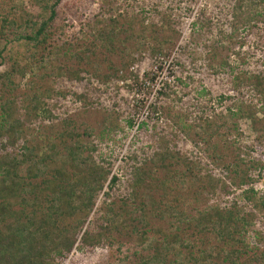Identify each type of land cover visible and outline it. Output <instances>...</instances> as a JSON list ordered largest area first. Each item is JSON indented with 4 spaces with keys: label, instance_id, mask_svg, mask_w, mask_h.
Here are the masks:
<instances>
[{
    "label": "trees",
    "instance_id": "obj_1",
    "mask_svg": "<svg viewBox=\"0 0 264 264\" xmlns=\"http://www.w3.org/2000/svg\"><path fill=\"white\" fill-rule=\"evenodd\" d=\"M80 2L0 0V58L9 68L0 71V138L3 130L9 135L15 131L16 100L5 97L6 90L19 86L15 74H28L33 100L42 101L36 85L43 77L65 74L64 64L58 61L68 53L65 45L70 44L69 33H77L72 39L92 35L111 44L120 40L121 34L125 41L153 37L146 35L151 25L147 17L133 9L130 14L123 13L125 5H130L127 1L101 0L100 12L95 16L112 14L105 33L97 27L101 20L83 22L79 18ZM225 11L226 28L220 31L213 47L231 49L235 58H225L212 68L227 77L232 95L226 99L233 100L236 110L210 113L202 106V113L190 123L178 124L193 145L187 156L161 145L151 153L132 150L122 155L120 174L112 173L111 167L94 165L90 155H83L85 148H90L80 141L64 148L67 160L78 169L70 177L59 168L48 172V162L56 154L54 143L37 153L35 146L24 144L20 154L1 156L0 264H63L74 249L112 246L113 232L123 237L139 236L150 251L129 264H264V248L253 249L247 241L254 220L264 218V190L257 189L264 179V0H227ZM117 16L124 21L120 23ZM202 20L208 25L211 16L203 14ZM154 38L157 46L151 49L152 56H167L165 45L169 41ZM90 51L73 52L69 59L86 58ZM121 70L113 68L106 75L108 80L119 78ZM100 74L99 67L94 66L92 75ZM175 81L174 87L188 85L181 78ZM174 87L163 83L157 101L174 93ZM157 101L151 104L150 118H158ZM242 119L249 122L244 128L239 122ZM245 132L248 140L243 139ZM38 177H42L39 182L27 181ZM124 183L129 193L116 208L117 201L112 198L118 196L117 190ZM28 192L33 195L32 202L22 195ZM42 192L46 193V205L37 203ZM100 194L103 201L96 209L99 215L93 221L94 231L85 227L86 219L64 223L66 217L78 212L88 215ZM216 198L221 201H209ZM18 201L20 208L15 209ZM192 203L196 212L189 215L186 208ZM26 206L31 210L27 211ZM149 216L166 220L172 232L149 237ZM185 230L198 234L201 243L203 237L210 236L217 243L202 249L200 255L190 251L184 256L182 248L191 245L173 232Z\"/></svg>",
    "mask_w": 264,
    "mask_h": 264
},
{
    "label": "rangeland",
    "instance_id": "obj_2",
    "mask_svg": "<svg viewBox=\"0 0 264 264\" xmlns=\"http://www.w3.org/2000/svg\"><path fill=\"white\" fill-rule=\"evenodd\" d=\"M121 1L130 3L125 5L123 13L130 14L133 9L147 17L151 25L146 35L151 34L153 37L125 41V35L121 34V39H115L111 44L99 37L94 39L92 35L86 39H72L77 33H69L67 38L70 44L65 45L68 53L58 61L59 64H64L65 74L54 78L43 77L38 82L35 89L42 97L40 102L33 100V94L28 88L30 76L16 73L14 81L19 84L18 88L5 92V97L16 100L15 133L11 132L9 135L3 130L0 157L20 154L24 144L35 146L37 153L54 143L56 154L54 160L48 162V172L59 168L70 177L78 169L67 160L64 148L80 141L90 148V151L85 148L83 155H90L94 165L111 167L112 173L120 174L122 155L132 150L151 153L158 147L169 146L187 156L193 145L190 138L178 128V124L190 123L197 113H202V106H206L210 113H230V109L236 110L233 100L226 99L232 95L227 77L214 72L212 68L219 66L225 58L229 61L235 58L231 49L217 45L216 48L213 47L220 31L226 28L224 12L227 0ZM100 2L101 0H81L78 15L83 22L101 20L97 27L105 33L110 28L109 17L112 14L105 13L104 16L96 17L100 12ZM189 7L192 10L187 11ZM203 14L211 16L210 24L202 23ZM117 17L120 23L124 21ZM154 35L158 40L169 41L165 45L167 56H152L151 49L154 45L157 46ZM62 39L65 40L64 37ZM87 48L93 51L86 54V58L69 59L71 53H86ZM2 63L0 58V71L4 72L9 68ZM111 65L122 70L119 78L108 80L106 75L113 71ZM94 66L99 67V76L92 75ZM176 78H181L188 85L174 87ZM163 83L173 86L175 92L167 97L161 96L157 101ZM156 101L158 118H150L151 104ZM130 121L132 125L129 124ZM142 122L145 124L138 127ZM239 122L243 128L247 126L245 123H249L245 119ZM245 133L243 139L248 140V132ZM93 147L95 150L91 151ZM41 180L42 177L27 178V181L32 182ZM125 183L117 190L118 196L112 198L117 201L116 208L120 205V199H125L129 193V187ZM257 189L259 192L264 190V179L257 185ZM22 195L30 202L33 201L31 193ZM39 195L37 203L45 204L46 193ZM215 200L220 202L221 198L209 201L213 203ZM102 201L100 194L96 206L88 215L85 211L78 212L66 217L64 223L75 224L79 219H86L85 227L94 231L96 224L93 221L99 215L96 209ZM195 207L192 203L190 208H186L189 215L195 214ZM19 208L18 201L15 209ZM26 210L30 211L31 207L26 206ZM148 221L149 237L172 232L166 220L149 216ZM175 233L191 245L189 248H182L184 256L190 251L200 255L202 249L217 243L212 236L203 237L204 241L201 243L199 235L191 234V230L173 232ZM112 235L115 241L112 246L105 244L94 249H74L63 264H129L140 254L150 252L144 248L145 244L140 242L139 236L123 237L117 232ZM247 241L253 249L264 248V218L254 220V224L248 229Z\"/></svg>",
    "mask_w": 264,
    "mask_h": 264
}]
</instances>
